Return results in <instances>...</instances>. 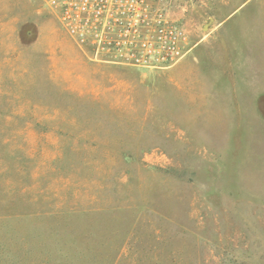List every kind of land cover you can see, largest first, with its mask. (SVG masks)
Listing matches in <instances>:
<instances>
[{"label": "rangeland", "instance_id": "374dc122", "mask_svg": "<svg viewBox=\"0 0 264 264\" xmlns=\"http://www.w3.org/2000/svg\"><path fill=\"white\" fill-rule=\"evenodd\" d=\"M168 13L187 52L140 70L0 0V264H36L31 225L72 209L95 264H264V0Z\"/></svg>", "mask_w": 264, "mask_h": 264}, {"label": "built area", "instance_id": "2783aa9c", "mask_svg": "<svg viewBox=\"0 0 264 264\" xmlns=\"http://www.w3.org/2000/svg\"><path fill=\"white\" fill-rule=\"evenodd\" d=\"M42 1L84 53L140 70H159L174 65L187 52L186 31L168 13L171 0Z\"/></svg>", "mask_w": 264, "mask_h": 264}, {"label": "crops", "instance_id": "0c3cea01", "mask_svg": "<svg viewBox=\"0 0 264 264\" xmlns=\"http://www.w3.org/2000/svg\"><path fill=\"white\" fill-rule=\"evenodd\" d=\"M79 210H55L36 218L31 225L30 239L36 241L37 259L28 263L36 264H95V246L85 242L83 233L74 229L80 225ZM82 216V215H81ZM80 221V222H79ZM84 222V221H83ZM73 227V229H72ZM31 252V250H30Z\"/></svg>", "mask_w": 264, "mask_h": 264}]
</instances>
